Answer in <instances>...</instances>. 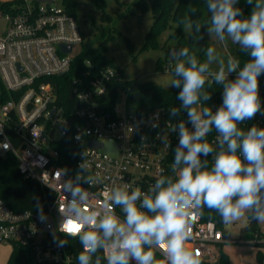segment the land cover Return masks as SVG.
<instances>
[{"label":"built area","instance_id":"2783aa9c","mask_svg":"<svg viewBox=\"0 0 264 264\" xmlns=\"http://www.w3.org/2000/svg\"><path fill=\"white\" fill-rule=\"evenodd\" d=\"M86 41L77 16L56 0H0V157L12 154L23 177L37 180L54 193L43 222L38 213L15 210L0 199V245L29 248L36 264H78L82 246L78 239L59 232V225L64 218L61 212L71 200L63 184L75 178L83 160L88 171L82 175H91L96 181L91 187L82 185L91 194L86 207L95 210L102 208L114 186L129 183L147 191L161 169L168 174L179 141L178 133L171 131L179 121L164 109L132 110L128 88L122 84L125 79L116 67L103 68L97 74L86 70L75 77L71 100L78 106L66 112L59 103L57 86L49 79L71 68ZM229 79H235V73ZM259 81L264 108V75ZM221 104L222 92L211 105L213 111ZM157 116L159 127L153 128L151 123ZM253 125L264 128V115L258 113L240 127L248 130ZM187 126L191 129L190 124ZM209 135L212 142L215 130ZM91 141L102 146L90 145ZM65 150H70L66 157ZM63 162L73 163L74 172H69ZM115 211L122 218L120 209ZM230 228L197 215L186 246L198 251L202 261L217 262L221 244L235 241ZM246 229L250 239L243 234L239 242L264 244V223L250 220ZM53 234L58 240H66V246L57 247ZM156 255L163 259L161 251ZM102 264H106L103 259Z\"/></svg>","mask_w":264,"mask_h":264},{"label":"clouds","instance_id":"9594fccd","mask_svg":"<svg viewBox=\"0 0 264 264\" xmlns=\"http://www.w3.org/2000/svg\"><path fill=\"white\" fill-rule=\"evenodd\" d=\"M206 3L210 23L189 19L187 27L200 32L206 26L211 37L222 43L230 39L250 59L241 67L238 57L229 55L225 61L215 47L206 48L203 60L188 47L171 49L175 67L169 85L180 89L176 98L181 103L170 109V116L186 111L187 122L171 128L179 141L170 172L161 169L147 191L129 183L114 186L102 208L92 210L86 207L91 194L82 185L91 187L96 181L82 175L88 171L83 160L75 178L63 184L71 200L59 225V232L82 246L78 264H102V259L106 264H202L200 253L186 245L193 218L203 216L205 209L227 226L246 216L264 223V128L240 127L258 113L264 115L259 81L264 75V0H246L252 6L246 18L239 0ZM233 73L235 79H229ZM206 82L222 86V104L215 111L206 104L211 100ZM151 127H159L158 116ZM213 130L216 137L210 143ZM38 218L45 220L42 209ZM53 243L62 248L67 241L53 234ZM157 251L163 259H157Z\"/></svg>","mask_w":264,"mask_h":264},{"label":"trees","instance_id":"16d2710c","mask_svg":"<svg viewBox=\"0 0 264 264\" xmlns=\"http://www.w3.org/2000/svg\"><path fill=\"white\" fill-rule=\"evenodd\" d=\"M99 2H103V0H99ZM63 3L70 13L76 15L74 0H63ZM148 3L152 6L154 21L142 49L156 44L157 35L164 29L171 28L172 32L169 37L176 39L175 48L188 47L199 59H205L204 52L208 47L206 26L202 27L200 32H196L193 28L190 36H186L183 26L187 19L197 21L202 25L210 23L206 0H138L132 4L131 10L137 7L145 8ZM237 6L243 10L245 18L250 15L252 6L248 5L246 0H239ZM193 9L196 10L195 15L192 14ZM111 36L113 34L110 28L103 30L99 35L102 41L97 42L95 38L92 43L83 45L74 58L71 68L66 73L53 76L49 79L57 86L59 103L64 106L67 113H70L73 108L78 106L77 103L71 100V83L75 77L86 70H89L91 74H97L101 69L109 66L116 67L123 76L122 69L106 56L105 42ZM233 52L240 59L241 67L250 59V56L246 52L241 51L238 45L233 44ZM88 61L91 64H88ZM158 62L161 64L160 68L164 70L163 64L165 61L159 59ZM115 82L119 84L117 78H115ZM122 84L128 88L130 101L136 106V110L139 111L162 108L170 116V109L172 107H179L181 103L176 98L180 91L178 88L165 87L152 81H140L138 79L124 80ZM205 90L211 93V100L206 102L207 105L211 106L220 96L222 86L216 84L210 85L206 82ZM112 92L115 96V87H113ZM172 118L179 122L180 120L187 122V113L182 110L179 116ZM208 140L211 143L210 135L208 136ZM67 147L71 150L74 146L72 143H68ZM70 150L63 151V155L65 154L66 157V152L68 153ZM202 159L204 158L202 157ZM207 159L211 164V155ZM63 165L69 172H74L75 166L73 163L68 164L63 162ZM53 195V190L41 185L37 180L23 177L19 173L17 160L12 154L7 157H0V199L4 200L8 206L15 210L29 209L36 213L42 209L44 214L48 210V205L52 201ZM203 219L222 222L216 213L209 212L207 209L204 210ZM257 246L264 247V244ZM258 258L260 261L263 260V254L260 249L258 251ZM7 264L36 263L33 252L29 248L15 245ZM202 264H230V258L228 254L221 251L217 262L202 261Z\"/></svg>","mask_w":264,"mask_h":264},{"label":"rangeland","instance_id":"374dc122","mask_svg":"<svg viewBox=\"0 0 264 264\" xmlns=\"http://www.w3.org/2000/svg\"><path fill=\"white\" fill-rule=\"evenodd\" d=\"M136 1L138 0H74V11L86 33V44L92 43L95 38L97 42L102 41L99 35L110 28L113 36L105 42L106 56L122 69L125 80L152 81L171 87L169 82L174 78L172 73L175 61L169 53L176 45V39L169 37L172 29H164L157 35L156 44L142 49L154 18L150 3L145 8L131 10ZM56 2L64 4L63 0ZM188 20L183 26L186 36H190L193 31L187 27ZM207 39L208 47H215L225 61L229 55L235 56L230 39L222 43L208 32ZM159 59L165 61L164 70L160 68ZM212 69L216 70L217 65H212ZM132 110H136L134 104ZM250 220L246 216L232 223L229 233L235 241L225 242L220 246L221 251L229 255L230 264H264V247L238 241L243 234L246 240L250 239V232L246 229ZM259 249L263 254L262 261L258 258ZM13 250L11 243L0 245V264L8 263Z\"/></svg>","mask_w":264,"mask_h":264},{"label":"water","instance_id":"95a60500","mask_svg":"<svg viewBox=\"0 0 264 264\" xmlns=\"http://www.w3.org/2000/svg\"><path fill=\"white\" fill-rule=\"evenodd\" d=\"M38 1H40V2H49L50 3L53 0H38ZM62 47L64 49H66L67 51H70L71 50V47L70 46H62ZM89 144L90 145H96V146H102V143L101 142H96V141H91ZM108 148L111 149L112 148V144H109ZM217 223H218V221H217Z\"/></svg>","mask_w":264,"mask_h":264}]
</instances>
